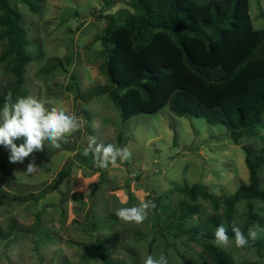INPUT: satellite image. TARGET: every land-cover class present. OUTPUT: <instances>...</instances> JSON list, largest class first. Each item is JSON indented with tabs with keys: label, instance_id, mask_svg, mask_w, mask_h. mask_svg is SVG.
Returning a JSON list of instances; mask_svg holds the SVG:
<instances>
[{
	"label": "rangeland",
	"instance_id": "obj_1",
	"mask_svg": "<svg viewBox=\"0 0 264 264\" xmlns=\"http://www.w3.org/2000/svg\"><path fill=\"white\" fill-rule=\"evenodd\" d=\"M40 0L33 13L20 0H11L20 12L34 61L26 67L22 90L47 108L60 107L80 118V129L59 149L46 142L23 163H10L9 152L0 150V187L23 201H0V264H106L96 248L98 241L116 236V246L105 244L112 264H143L147 256L168 264H213L201 243L186 231L203 224L223 209L198 199L199 214L180 221L185 197L177 187L203 185L215 195L233 194L249 182L244 146L257 153L264 149V127L259 136L234 144L224 125H211L193 116L179 117L167 106L156 114H138L123 120L119 109L102 90L110 85L103 72L106 61L105 20L100 15L133 13L130 0ZM256 30L264 29V0H250ZM1 15V11H0ZM5 41L0 42V55ZM15 77L0 60V91L10 90ZM95 137L97 143L128 147L131 157L107 169L94 166L83 149ZM38 170L26 174L29 161ZM65 169L70 175L57 180ZM264 189V168L260 171ZM48 191L43 198L36 197ZM158 199V201H157ZM153 201L155 208L141 223L120 220L116 211ZM264 219V204L253 201ZM247 203L238 206L236 224L242 225ZM16 223L17 229L10 230ZM20 227L27 232L19 230ZM256 242L223 248L234 264H264V226H250ZM249 227V228H250Z\"/></svg>",
	"mask_w": 264,
	"mask_h": 264
},
{
	"label": "trees",
	"instance_id": "obj_2",
	"mask_svg": "<svg viewBox=\"0 0 264 264\" xmlns=\"http://www.w3.org/2000/svg\"><path fill=\"white\" fill-rule=\"evenodd\" d=\"M31 12L38 13L40 0H20ZM133 13L100 15L105 20L101 37L106 61L103 72L110 85L102 90L119 109L123 120L138 114H156L169 107L179 117L205 119L211 125H224L234 144L244 137H258L264 127V29L256 30L250 14V0H130ZM104 7L109 8L106 0ZM0 55L15 77L14 86L0 91V109L10 92L13 101L26 97L22 90L26 67L34 61L29 53L27 31L20 12L11 0H0ZM261 54L258 55V51ZM18 145L22 140L15 141ZM3 149L0 146V150ZM249 182L233 194L215 195L203 185L177 187L185 199L178 219L185 221L199 214V198L211 203L214 211L223 209L186 234L201 243L213 264H234L233 258L215 246L216 227L223 224L234 239L235 224L247 236L250 226H264L253 201L264 204L260 171L264 168V149L254 157L244 146ZM70 175L65 169L57 180ZM48 191L36 197L43 198ZM23 201L0 187V201ZM158 201V199H157ZM247 203L242 225L236 224L238 206ZM17 229L16 223L10 226ZM19 230L27 232L20 227ZM0 238L6 239L0 229ZM118 238L98 241L96 248L106 264L105 244L116 246ZM250 241L248 245L261 246ZM1 254V252H0ZM185 264H196L184 258ZM263 264V263H262Z\"/></svg>",
	"mask_w": 264,
	"mask_h": 264
},
{
	"label": "clouds",
	"instance_id": "obj_3",
	"mask_svg": "<svg viewBox=\"0 0 264 264\" xmlns=\"http://www.w3.org/2000/svg\"><path fill=\"white\" fill-rule=\"evenodd\" d=\"M81 127L80 118L75 113H66L60 107L50 109L34 96L17 97L13 101L9 92L4 99L3 108L0 109V146L8 150L10 163H23L34 152L43 151L48 142L52 148L59 149L62 143L67 142V137L77 132ZM22 140L19 145L15 142ZM92 155L94 166L107 169L110 165L117 166L118 160H128L132 153L128 147H118L111 143H97L95 137L83 149L85 157ZM35 160L29 161L26 174L38 170ZM155 208L153 201L141 202L139 206L119 208L115 215L128 223H143ZM234 244L241 248L258 237L255 229L249 228L247 236L235 224L232 225ZM217 247H227L230 240L227 228L220 224L214 231L211 241ZM143 264H168V259L161 254L159 258L147 256Z\"/></svg>",
	"mask_w": 264,
	"mask_h": 264
},
{
	"label": "water",
	"instance_id": "obj_4",
	"mask_svg": "<svg viewBox=\"0 0 264 264\" xmlns=\"http://www.w3.org/2000/svg\"><path fill=\"white\" fill-rule=\"evenodd\" d=\"M261 52H262V51H261V50H259V51H258V55H260V54H261Z\"/></svg>",
	"mask_w": 264,
	"mask_h": 264
}]
</instances>
